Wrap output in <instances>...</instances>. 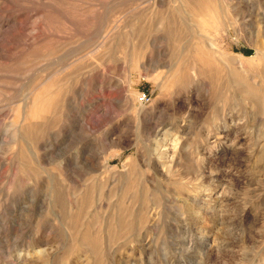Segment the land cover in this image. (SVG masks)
Here are the masks:
<instances>
[{
  "label": "rangeland",
  "instance_id": "rangeland-1",
  "mask_svg": "<svg viewBox=\"0 0 264 264\" xmlns=\"http://www.w3.org/2000/svg\"><path fill=\"white\" fill-rule=\"evenodd\" d=\"M0 264H264V0H0Z\"/></svg>",
  "mask_w": 264,
  "mask_h": 264
}]
</instances>
